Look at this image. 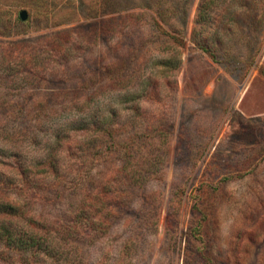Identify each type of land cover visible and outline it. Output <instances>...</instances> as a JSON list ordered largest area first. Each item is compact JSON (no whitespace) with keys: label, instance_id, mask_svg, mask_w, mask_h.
<instances>
[{"label":"trees","instance_id":"1","mask_svg":"<svg viewBox=\"0 0 264 264\" xmlns=\"http://www.w3.org/2000/svg\"><path fill=\"white\" fill-rule=\"evenodd\" d=\"M251 1L262 8L251 11ZM194 2L86 1L87 16L100 18L99 23L85 26L87 34L93 41L103 39L105 47L97 63L77 74L68 65L82 53H94V48L84 46L82 29H67L38 41H0L1 263L33 264L39 256L54 254L62 264H70L67 255L77 253L67 248L75 246L72 241L102 232L106 198L122 204L130 187L141 190L151 180L162 179L171 119L166 112L141 110L147 102H161L158 84L150 79L139 83L137 77L147 67L161 68L168 87L175 88ZM249 14L258 18L259 27L264 0H198L191 37L195 49L224 65L232 28L241 31ZM0 27L1 36H10L11 18H0ZM112 41L114 46L108 47ZM109 56L112 60L101 65ZM114 65L127 68L122 78L109 73L110 80L99 82L104 69ZM49 83L55 89L47 91ZM20 88L31 94L6 96L7 89ZM115 93L121 95L114 103L119 106L105 108L104 98ZM20 119L28 126L4 129L7 122ZM26 144L40 150L41 158H29ZM10 185L17 189L16 199L9 198ZM65 196L73 201L70 214L54 221L34 214L41 204L53 205Z\"/></svg>","mask_w":264,"mask_h":264},{"label":"rangeland","instance_id":"2","mask_svg":"<svg viewBox=\"0 0 264 264\" xmlns=\"http://www.w3.org/2000/svg\"><path fill=\"white\" fill-rule=\"evenodd\" d=\"M3 1L0 18H11L13 28L10 36L0 35V41H38L82 29L84 46L94 53L80 54L68 65L70 71L81 73L103 55V39L93 41L85 29L100 21L87 16L88 0ZM197 3L187 21L175 88L168 87L161 68L147 67L137 77L139 83L150 79L158 84L161 102H147L141 110L166 112L171 119L162 179L151 180L141 190L130 187L122 204L106 198L102 232L82 242L73 240L75 246L67 248L77 253H66L70 264H264V20L257 27L258 18L249 14L241 31L233 27L225 40L226 63L219 65L191 40ZM250 6L251 11L262 8L258 1ZM21 11L27 13L25 22L19 18ZM111 60L109 56L100 64ZM126 70L114 65L104 69L98 81L122 78ZM17 73L21 76V68ZM51 88L54 83L46 86L47 91ZM11 94L28 97L31 91L7 89L6 96ZM118 95H107L104 107L117 108ZM24 126L28 122L20 119L7 122L4 129ZM24 150L29 158L42 156L29 144ZM8 194L16 199L17 189L10 185ZM71 202L65 196L59 203L41 204L34 214L54 221L70 214ZM37 262L33 264H62L54 254L39 256Z\"/></svg>","mask_w":264,"mask_h":264},{"label":"water","instance_id":"3","mask_svg":"<svg viewBox=\"0 0 264 264\" xmlns=\"http://www.w3.org/2000/svg\"><path fill=\"white\" fill-rule=\"evenodd\" d=\"M19 17H20V20L21 21H26L27 20V13L26 11H21L20 14H19Z\"/></svg>","mask_w":264,"mask_h":264}]
</instances>
